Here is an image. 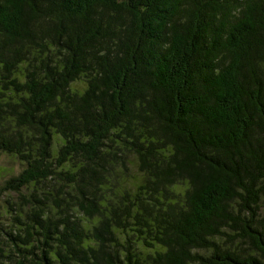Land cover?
Returning <instances> with one entry per match:
<instances>
[{
	"label": "trees",
	"instance_id": "16d2710c",
	"mask_svg": "<svg viewBox=\"0 0 264 264\" xmlns=\"http://www.w3.org/2000/svg\"><path fill=\"white\" fill-rule=\"evenodd\" d=\"M0 264H264V0H0Z\"/></svg>",
	"mask_w": 264,
	"mask_h": 264
},
{
	"label": "rangeland",
	"instance_id": "374dc122",
	"mask_svg": "<svg viewBox=\"0 0 264 264\" xmlns=\"http://www.w3.org/2000/svg\"><path fill=\"white\" fill-rule=\"evenodd\" d=\"M20 166L11 156L0 153V185L13 173H17Z\"/></svg>",
	"mask_w": 264,
	"mask_h": 264
}]
</instances>
